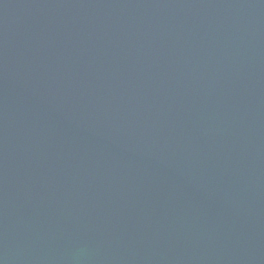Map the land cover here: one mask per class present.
Wrapping results in <instances>:
<instances>
[{
	"label": "water",
	"instance_id": "95a60500",
	"mask_svg": "<svg viewBox=\"0 0 264 264\" xmlns=\"http://www.w3.org/2000/svg\"><path fill=\"white\" fill-rule=\"evenodd\" d=\"M0 264H264V0H0Z\"/></svg>",
	"mask_w": 264,
	"mask_h": 264
}]
</instances>
